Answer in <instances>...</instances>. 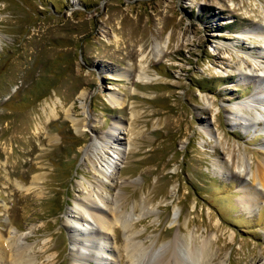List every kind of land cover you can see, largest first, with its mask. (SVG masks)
Returning <instances> with one entry per match:
<instances>
[{"label": "rangeland", "instance_id": "obj_1", "mask_svg": "<svg viewBox=\"0 0 264 264\" xmlns=\"http://www.w3.org/2000/svg\"><path fill=\"white\" fill-rule=\"evenodd\" d=\"M260 31L264 0H0L5 243L21 236L32 264H75L81 226L67 214L99 186L103 152L120 150L100 189L128 213V227L109 236L120 264L130 236L160 258L193 235L210 240L217 264H264V191L223 167L232 149L251 170L264 162V110L253 109L264 105V81L243 76L264 77ZM113 94L123 106L110 104ZM248 98L252 120L234 121ZM250 188L260 192L253 209L243 203Z\"/></svg>", "mask_w": 264, "mask_h": 264}, {"label": "bare ground", "instance_id": "obj_2", "mask_svg": "<svg viewBox=\"0 0 264 264\" xmlns=\"http://www.w3.org/2000/svg\"><path fill=\"white\" fill-rule=\"evenodd\" d=\"M259 34L264 46V31H260ZM163 48L160 42L155 40L153 47L154 58L160 55ZM257 59L264 61V53H260ZM245 64L247 67L252 65L248 62H245ZM260 64L261 63L257 61L254 63L253 70L249 71L255 72L256 68L261 70ZM114 76L120 80H128L127 72L117 73ZM243 76L264 81V77L260 75L246 74ZM139 79L141 80L143 78L140 76ZM261 91L264 92V89ZM83 96L84 95H82V97ZM252 102L253 98H248L238 104L237 107L234 108V111L230 113L233 120L238 121L243 119V121H251L250 115H247L245 111H247L249 107L246 106L250 105ZM110 104L114 107H121L124 104V100L113 94L110 96ZM258 105H264L258 102L253 106L255 112L257 111L256 113L260 116L262 115L259 113L260 110L264 109H257ZM241 115H247L249 118L244 119ZM256 124L260 125L259 122L255 123V125ZM121 135L122 129L116 124L112 126V129L107 134L106 141L111 144H113V142L116 144L121 140ZM94 149L95 152L98 150L97 148ZM116 150L118 149L116 148ZM120 154V150L117 151L116 157H112L110 154L106 155V152H103L102 158L98 161L97 166V171L101 177V179L98 180L99 186L94 191L84 194L82 200L76 204L75 209L67 214L66 219L69 224L77 225L78 227L81 226L79 228L81 234L77 233L73 240L71 257L75 264H87L89 261H94V264H120L121 262L122 258L119 259L116 256L117 254L115 255L116 249L109 242V236H114L113 233L118 224L124 229L128 227V213L119 204L117 197L113 195L106 197L100 192L101 188L104 189L106 187L105 181H110L113 178L114 172L117 169V161L120 160ZM228 155L230 164L225 163L223 167L229 171L230 175L238 180L250 176L252 182L254 184L256 183L264 191V162L260 163L255 170H251L250 166L246 164L244 159L234 149H232ZM245 192L247 194L243 203L251 209L255 208L258 205V201L254 198L253 194L258 195L260 192L258 189L253 188L246 189ZM76 232L78 231L74 230L73 233L75 234ZM3 236L4 234L1 233L0 259L8 261L9 264H32L31 259L36 258V255H32V252H30L31 248L28 247L27 244H20L21 236L12 235L9 241H6L7 244ZM132 236H134V234H132ZM134 238L135 237L131 238L130 236V238L125 239L123 246H121L128 264H217L218 255L211 253L210 246H208L210 240H201L196 235H193L189 242L184 241L185 239L177 240L178 242L173 243L171 248L167 250L168 252L163 255L165 257L162 256L160 258H156V256H158L157 254L160 253L161 249H156L153 243L151 244L152 246H146L144 242L135 243ZM26 239L27 238H25V240ZM121 248H119V250ZM159 256L161 255L159 254Z\"/></svg>", "mask_w": 264, "mask_h": 264}]
</instances>
